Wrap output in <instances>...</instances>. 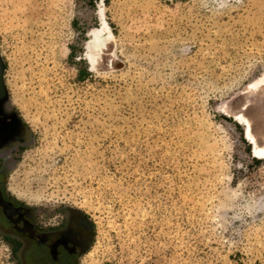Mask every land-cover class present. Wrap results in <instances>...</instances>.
Wrapping results in <instances>:
<instances>
[{
  "label": "rangeland",
  "instance_id": "rangeland-1",
  "mask_svg": "<svg viewBox=\"0 0 264 264\" xmlns=\"http://www.w3.org/2000/svg\"><path fill=\"white\" fill-rule=\"evenodd\" d=\"M103 18L117 66L92 71ZM0 39L37 139L10 193L91 218L85 264H264V158L227 111L264 78V0H0Z\"/></svg>",
  "mask_w": 264,
  "mask_h": 264
},
{
  "label": "flooded vegetation",
  "instance_id": "flooded-vegetation-1",
  "mask_svg": "<svg viewBox=\"0 0 264 264\" xmlns=\"http://www.w3.org/2000/svg\"><path fill=\"white\" fill-rule=\"evenodd\" d=\"M0 51V222L7 226L20 264H85L94 239L91 218L68 207H35L10 193L11 171L37 139L14 105L1 43Z\"/></svg>",
  "mask_w": 264,
  "mask_h": 264
},
{
  "label": "bare ground",
  "instance_id": "bare-ground-1",
  "mask_svg": "<svg viewBox=\"0 0 264 264\" xmlns=\"http://www.w3.org/2000/svg\"><path fill=\"white\" fill-rule=\"evenodd\" d=\"M105 4V0H102ZM104 28H95L91 31V38L87 41L86 59L90 64L92 71H97L103 67H116L117 64L113 58H109L107 65L102 64L101 57L105 51L112 52L114 46V33L106 18H103ZM106 32V33H104ZM257 88L256 95L249 96L250 91ZM250 102L255 103L254 112L248 115H241L242 110L248 106ZM237 110L228 109L229 115L240 120L247 129V138L252 143L254 155L264 158V78H260L255 83L247 86L243 96L236 102Z\"/></svg>",
  "mask_w": 264,
  "mask_h": 264
},
{
  "label": "water",
  "instance_id": "water-1",
  "mask_svg": "<svg viewBox=\"0 0 264 264\" xmlns=\"http://www.w3.org/2000/svg\"><path fill=\"white\" fill-rule=\"evenodd\" d=\"M0 40H1V39H0ZM0 43H1V41H0ZM0 54H1V51H0ZM0 59H1V57H0ZM1 80H2L3 85H4V87H5V84H4V75H3V74L1 75Z\"/></svg>",
  "mask_w": 264,
  "mask_h": 264
}]
</instances>
